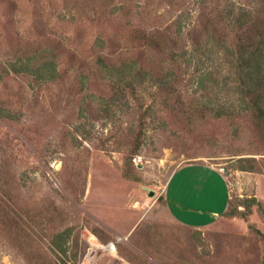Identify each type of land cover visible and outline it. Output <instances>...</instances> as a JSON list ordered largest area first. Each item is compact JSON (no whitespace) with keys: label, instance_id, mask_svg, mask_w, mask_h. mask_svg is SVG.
<instances>
[{"label":"rangeland","instance_id":"obj_1","mask_svg":"<svg viewBox=\"0 0 264 264\" xmlns=\"http://www.w3.org/2000/svg\"><path fill=\"white\" fill-rule=\"evenodd\" d=\"M257 2L0 0V264H264V130L219 48L190 56L219 13ZM228 24L217 40L232 44ZM36 53L58 78L14 71ZM103 59L149 73L124 91ZM195 162L231 196L202 230L175 222L164 197ZM207 168L188 176H211L203 196L220 178Z\"/></svg>","mask_w":264,"mask_h":264},{"label":"trees","instance_id":"obj_2","mask_svg":"<svg viewBox=\"0 0 264 264\" xmlns=\"http://www.w3.org/2000/svg\"><path fill=\"white\" fill-rule=\"evenodd\" d=\"M223 15V11L219 13L212 23L213 31H207L208 42L205 46L200 45L199 49L193 51L190 56L202 54L210 60L208 55L211 51L213 54L216 53L215 49L219 48L230 66V75L233 76L231 79L236 84V93L240 96L242 110L250 116L259 130H264V0H258L252 8L241 6L236 10V6L233 5L228 8L227 15H224L226 17ZM227 21L234 35L232 44H228V35L223 38L222 33L217 40L218 33L223 32L222 28ZM172 40L177 42L176 39ZM203 49L206 50L202 52ZM101 64L108 75L116 74L120 78L117 85L124 91L134 87L132 82L126 83L133 75L147 76L149 73L147 70H138L137 62L132 59L122 61L118 66L110 64L105 59L101 61ZM14 71L32 74L37 82H50L59 77L58 64L49 54L36 53L35 56L22 59L21 64L15 65ZM211 77H213L211 70L204 71L199 76L198 83L203 90L206 89V86L204 88L206 81ZM165 79L170 83L169 85H174L171 74H168ZM248 202L247 210L257 203L255 198ZM256 232L264 237L260 230L256 229Z\"/></svg>","mask_w":264,"mask_h":264},{"label":"crops","instance_id":"obj_3","mask_svg":"<svg viewBox=\"0 0 264 264\" xmlns=\"http://www.w3.org/2000/svg\"><path fill=\"white\" fill-rule=\"evenodd\" d=\"M201 168H207L208 170L206 171L213 175L216 172L220 173L213 165L207 166V163L195 162L182 165L175 171L173 178L174 182L176 177H180L178 182L171 190V185H169L170 187L165 190L164 194L165 204L171 218L180 225L200 230L207 227L210 222L218 220L229 208L231 199L230 190H228L229 186H227L225 178L221 179V176L217 173L220 177L219 180L215 179L212 188L208 191V195L203 196L206 191L204 183L211 182V176L206 177L200 185L198 184L199 182H194L188 177L193 175V173L195 174L196 171L201 174ZM208 185L209 183L206 186ZM210 205L213 207L218 206L219 210L209 209L211 208L209 207Z\"/></svg>","mask_w":264,"mask_h":264},{"label":"built area","instance_id":"obj_4","mask_svg":"<svg viewBox=\"0 0 264 264\" xmlns=\"http://www.w3.org/2000/svg\"><path fill=\"white\" fill-rule=\"evenodd\" d=\"M116 243L118 242H115V243H111L108 245V251L113 253V252H116L117 251V245Z\"/></svg>","mask_w":264,"mask_h":264},{"label":"bare ground","instance_id":"obj_5","mask_svg":"<svg viewBox=\"0 0 264 264\" xmlns=\"http://www.w3.org/2000/svg\"><path fill=\"white\" fill-rule=\"evenodd\" d=\"M114 255V254H113Z\"/></svg>","mask_w":264,"mask_h":264}]
</instances>
